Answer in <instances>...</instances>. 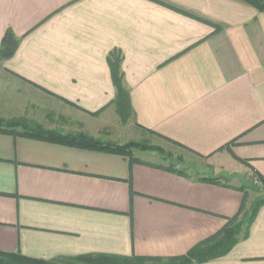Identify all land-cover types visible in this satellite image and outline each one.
Masks as SVG:
<instances>
[{"label":"crops","instance_id":"crops-1","mask_svg":"<svg viewBox=\"0 0 264 264\" xmlns=\"http://www.w3.org/2000/svg\"><path fill=\"white\" fill-rule=\"evenodd\" d=\"M9 31L1 119L95 138L123 126L108 62L120 54L129 125L213 178L0 133V253L178 258L253 207L243 180L264 178V13L242 0H0V47ZM204 264H264V205Z\"/></svg>","mask_w":264,"mask_h":264},{"label":"trees","instance_id":"trees-1","mask_svg":"<svg viewBox=\"0 0 264 264\" xmlns=\"http://www.w3.org/2000/svg\"><path fill=\"white\" fill-rule=\"evenodd\" d=\"M251 5L259 12L264 13V0H242ZM19 39L12 33L7 32L1 47L0 61L12 58L18 48ZM109 58L112 71L113 83L116 88V98L113 102L116 114L122 122L126 124L133 115L130 104L129 92L124 86V74L121 69V57L116 53ZM22 130V131H21ZM0 133L23 136L32 139H39L46 142L69 146L72 148L115 154L130 158L132 163L139 161L134 159V151L156 152L166 157L160 148L151 147L144 142H131L119 145L105 140L103 137L95 138L83 132L64 133L59 130H48L35 122L23 119H1ZM178 146V145H177ZM179 148H182L178 146ZM171 169H174L173 167ZM175 170V169H174ZM178 173H184L179 171ZM264 186V178L258 177ZM264 205V197L255 201L250 210H245V206L239 214L230 219L227 225L218 234L194 247L186 256L170 259H153L145 257H116L103 254L85 255L75 258H63L53 261L31 259L20 253L6 254L0 253V264H204L205 262L224 257L239 243L242 238L248 236L249 229L253 223L258 209Z\"/></svg>","mask_w":264,"mask_h":264},{"label":"rangeland","instance_id":"rangeland-1","mask_svg":"<svg viewBox=\"0 0 264 264\" xmlns=\"http://www.w3.org/2000/svg\"><path fill=\"white\" fill-rule=\"evenodd\" d=\"M130 121L131 118L126 124H124L120 119V122L123 124V126L121 124L118 126L115 125L109 130V133L105 131V133L100 137H103L105 140L119 145H125L131 142H144L151 147L160 148L163 154L168 157V160H160L161 156L158 153H143L140 152V150L134 151L133 154L136 158L155 165H163L170 168L173 167L176 170L184 171V173L192 177L204 176L207 178H213L211 177L212 175L209 171H206L205 173L199 172V170L206 165L202 160L198 159L196 156L182 148L162 142L160 140H156L147 134L136 132V129L129 125ZM47 125L50 126L49 124ZM65 125L66 124L63 122L62 127ZM232 182L236 183V181ZM243 186L251 195V202H255L259 198L264 197V186L253 174L243 180Z\"/></svg>","mask_w":264,"mask_h":264}]
</instances>
